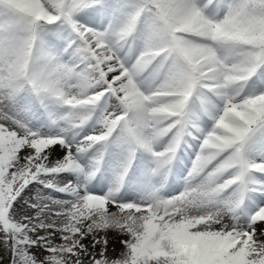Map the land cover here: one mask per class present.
I'll return each instance as SVG.
<instances>
[{
    "label": "snow or ice",
    "instance_id": "obj_1",
    "mask_svg": "<svg viewBox=\"0 0 264 264\" xmlns=\"http://www.w3.org/2000/svg\"><path fill=\"white\" fill-rule=\"evenodd\" d=\"M0 264H264V0H0Z\"/></svg>",
    "mask_w": 264,
    "mask_h": 264
},
{
    "label": "rangeland",
    "instance_id": "obj_2",
    "mask_svg": "<svg viewBox=\"0 0 264 264\" xmlns=\"http://www.w3.org/2000/svg\"><path fill=\"white\" fill-rule=\"evenodd\" d=\"M115 248V252H113V253H110L111 255H118L119 254V252H121L122 251V246L119 244V242L117 241L116 243H114L113 245H111L110 246V248ZM7 258V254L5 253V259Z\"/></svg>",
    "mask_w": 264,
    "mask_h": 264
},
{
    "label": "bare ground",
    "instance_id": "obj_3",
    "mask_svg": "<svg viewBox=\"0 0 264 264\" xmlns=\"http://www.w3.org/2000/svg\"><path fill=\"white\" fill-rule=\"evenodd\" d=\"M113 210H115V209H113ZM122 249V248H121ZM110 253H113L112 251H111V248H110Z\"/></svg>",
    "mask_w": 264,
    "mask_h": 264
}]
</instances>
